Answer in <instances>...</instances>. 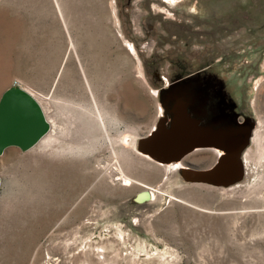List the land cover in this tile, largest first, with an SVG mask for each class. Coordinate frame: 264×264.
<instances>
[{
	"label": "rangeland",
	"instance_id": "rangeland-1",
	"mask_svg": "<svg viewBox=\"0 0 264 264\" xmlns=\"http://www.w3.org/2000/svg\"><path fill=\"white\" fill-rule=\"evenodd\" d=\"M15 80L49 136L0 154V264H264V0H0ZM181 109L205 144L145 157ZM237 130L242 175L190 178Z\"/></svg>",
	"mask_w": 264,
	"mask_h": 264
},
{
	"label": "water",
	"instance_id": "water-1",
	"mask_svg": "<svg viewBox=\"0 0 264 264\" xmlns=\"http://www.w3.org/2000/svg\"><path fill=\"white\" fill-rule=\"evenodd\" d=\"M183 110L186 116H179V113ZM177 115V122L170 128H167L165 123L161 122L166 126L168 134L176 128L179 131H186V133L187 130H191L193 132L190 134H196L198 137L194 144L190 146H178L181 150L178 154L174 151L166 152L169 136L164 137L163 140L155 136L156 139L154 138V140L165 150V153L170 155V158L173 157V160H178L187 151L189 152L190 149L196 148L198 144H205L209 134L208 130L203 131L200 129L199 125H196L195 128L191 127L194 119L188 115L185 109H181ZM184 117L190 119L188 124L185 122ZM47 130L48 122L43 110L37 99L30 92L18 85H10L2 91L0 94V154L9 145H16L22 149H28L34 146ZM153 134L154 131L151 135ZM244 134L245 132L242 130L232 132L227 139V153L217 163L208 168L192 167L194 169L193 173H187L189 177L218 183L236 180L243 173L242 162L239 158V146L241 145ZM143 139L139 141L138 145L139 149L144 153L148 152L151 157L158 160H171L170 158L154 157L146 146H143Z\"/></svg>",
	"mask_w": 264,
	"mask_h": 264
},
{
	"label": "bare ground",
	"instance_id": "bare-ground-1",
	"mask_svg": "<svg viewBox=\"0 0 264 264\" xmlns=\"http://www.w3.org/2000/svg\"><path fill=\"white\" fill-rule=\"evenodd\" d=\"M27 90V89H26ZM28 91V90H27ZM29 92V91H28ZM32 94V93H31ZM34 96V95H33ZM38 101V103L40 104V106H41V108H42V110H43V113H44V116H45V118H46V120H47V122L49 123V120H48V118H47V115H46V113H45V110H44V108H43V106L41 105V103L39 102V100H37ZM50 126V125H49ZM163 127V126H162ZM161 129V128H160ZM49 130V129H48ZM48 130L46 131V133L38 140V142H40V141H42L44 138H46L47 136H49V134H48ZM187 132H188V130H187ZM156 134V133H155ZM167 134V135H166ZM153 136V135H152ZM166 136H169V139H168V145H167V148H166V152H170V151H174V152H176V153H180V147H182V146H190L191 144H194V142H195V140H196V138H197V136H196V134L194 135V136H192V135H190L189 133H186V131L184 132V131H179V130H177L176 128H175V130H173V131H171V133H169L168 134V130H167V128L165 127V129L159 134V136H157V137H159L161 140H163L164 139V137H166ZM189 136V138H187V137ZM149 138V137H148ZM152 139V138H151ZM156 139V138H155ZM126 141H127V139H126ZM37 142V143H38ZM143 146H145V145H143ZM178 146H180V147H178ZM160 146H159V144L154 140V139H152L148 144H147V146H146V148L151 152V154L154 156V157H162V158H164V159H166V158H170L169 156L170 155H168V153H165V150L163 149V148H159ZM194 148H192V149H190V150H193ZM189 150V151H190ZM185 151V150H184ZM188 152V151H187ZM186 152V153H187ZM149 156H151L148 152H146ZM164 153V154H163ZM188 153H190V152H188ZM184 155V154H183ZM182 155V156H183ZM170 159H173V157L172 158H170ZM179 163H175V164H173V165H168L167 167H166V170H170V169H174V168H177V167H179ZM193 170L194 169H192V168H187V170H186V172L188 173V174H190V173H193ZM151 194H152V196H154V193L153 192H151ZM150 197V193H149V191H146V190H143L142 192H140V194H139V201H144V200H146V199H148Z\"/></svg>",
	"mask_w": 264,
	"mask_h": 264
},
{
	"label": "flooded vegetation",
	"instance_id": "flooded-vegetation-1",
	"mask_svg": "<svg viewBox=\"0 0 264 264\" xmlns=\"http://www.w3.org/2000/svg\"><path fill=\"white\" fill-rule=\"evenodd\" d=\"M216 112L215 114H217L218 116L216 118H223L225 119H229L232 118V111H230V105L227 104V102L225 100H221L220 101V97L217 101V107H216ZM213 149V148H211ZM220 151H217V154H219ZM177 163H182L181 161H178ZM181 166V165H180Z\"/></svg>",
	"mask_w": 264,
	"mask_h": 264
},
{
	"label": "crops",
	"instance_id": "crops-1",
	"mask_svg": "<svg viewBox=\"0 0 264 264\" xmlns=\"http://www.w3.org/2000/svg\"><path fill=\"white\" fill-rule=\"evenodd\" d=\"M10 85H13V83L12 84H9V86ZM19 86H21L22 87V85L20 84ZM24 88V87H23ZM6 89V88H5ZM25 89V88H24ZM142 154V153H141ZM145 157H147V158H149L150 160H152L150 157L151 156H149L147 153L146 154H143ZM147 155V156H146ZM140 192H142V191H140Z\"/></svg>",
	"mask_w": 264,
	"mask_h": 264
},
{
	"label": "built area",
	"instance_id": "built-area-1",
	"mask_svg": "<svg viewBox=\"0 0 264 264\" xmlns=\"http://www.w3.org/2000/svg\"><path fill=\"white\" fill-rule=\"evenodd\" d=\"M13 85H20V83L17 81V80H15V81H13Z\"/></svg>",
	"mask_w": 264,
	"mask_h": 264
}]
</instances>
